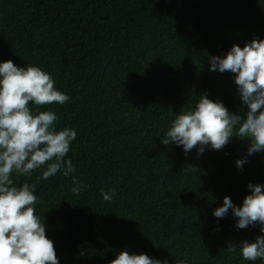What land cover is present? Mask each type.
<instances>
[{
    "label": "trees",
    "instance_id": "1",
    "mask_svg": "<svg viewBox=\"0 0 264 264\" xmlns=\"http://www.w3.org/2000/svg\"><path fill=\"white\" fill-rule=\"evenodd\" d=\"M253 38L264 39V0H0V62L39 66L70 96L39 110L77 131L68 158L86 189L74 195L60 173L38 179L43 169L13 177L36 184L35 211L60 264H111L121 251L251 264L238 246L254 242L259 225L237 229L231 210L212 213L225 196L241 206L247 185L264 183V152L248 156L239 137L202 156L163 141L201 95L248 111L235 74L209 69L210 57ZM113 187L104 201L101 190Z\"/></svg>",
    "mask_w": 264,
    "mask_h": 264
},
{
    "label": "clouds",
    "instance_id": "2",
    "mask_svg": "<svg viewBox=\"0 0 264 264\" xmlns=\"http://www.w3.org/2000/svg\"><path fill=\"white\" fill-rule=\"evenodd\" d=\"M210 71L234 75L241 101L248 111L236 114L222 101L201 95L195 106L180 112L166 132L164 145L175 144L189 153L195 147L202 156L206 149L222 150L232 137L247 138V155L264 152V39L253 38L241 48L233 45L223 56L210 57ZM70 96L55 86L51 73L39 66H16L0 62V264H60L54 242L46 236L44 219L36 214L38 197L35 183L17 186L15 176H31L43 169L38 179L60 173L72 177L71 191L78 195L83 182L68 153L77 138L74 128L57 129V114L39 108L53 103L63 105ZM35 106V107H34ZM246 158L236 160L243 168ZM250 194L237 206L230 197L212 215L221 219L231 210L237 229L259 225L261 235L254 242L243 241L239 255L245 261L264 264V183H249ZM116 189L101 190L111 202ZM233 248L232 251H236ZM111 264H168L167 260L128 251L118 253Z\"/></svg>",
    "mask_w": 264,
    "mask_h": 264
}]
</instances>
